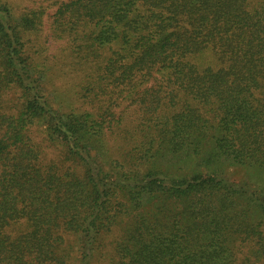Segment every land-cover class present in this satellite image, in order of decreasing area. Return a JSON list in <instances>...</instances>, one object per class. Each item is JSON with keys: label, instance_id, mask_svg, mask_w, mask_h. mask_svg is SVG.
I'll return each instance as SVG.
<instances>
[{"label": "trees", "instance_id": "trees-1", "mask_svg": "<svg viewBox=\"0 0 264 264\" xmlns=\"http://www.w3.org/2000/svg\"><path fill=\"white\" fill-rule=\"evenodd\" d=\"M30 4L0 0V264H264V0Z\"/></svg>", "mask_w": 264, "mask_h": 264}, {"label": "rangeland", "instance_id": "rangeland-1", "mask_svg": "<svg viewBox=\"0 0 264 264\" xmlns=\"http://www.w3.org/2000/svg\"><path fill=\"white\" fill-rule=\"evenodd\" d=\"M13 7L17 10H20L24 7H29L31 2H35L37 0H10ZM38 1H43V0H38ZM43 5L46 6L48 5L45 1L43 2ZM54 9V8H53ZM53 9L46 11L48 14H50ZM46 18V17H45ZM49 21V20H48ZM46 21L45 19V24L41 33V37L38 38L37 43L38 45L42 48V51L37 49L40 52V58L48 61L49 67H50V73L51 75L48 74V79H47V84L46 86L48 89L52 90L55 92L57 96H59V93H65V98L68 96H71L74 98V103L75 106L81 104V101L77 100L78 98L73 96V92L75 93L77 90L75 89V79L71 81L69 80L70 77H65L63 74V65H64V58H65V49L66 45L65 42L66 40H58L55 39L50 30V22ZM57 62V63H56ZM74 85V86H73ZM60 97V96H59ZM61 98V97H60ZM119 106L115 108V113L120 114L122 116V124H121V129L126 127L127 129H132V126H135L138 122L140 116L139 114L135 111L134 107H129L127 108L128 102L127 101H122L119 100ZM58 105H61V103L57 102ZM57 106V105H54ZM33 138L40 142L42 140V131L37 129L36 127L31 130ZM122 136L123 133L121 131H114L112 134V129L107 130L105 134V144L106 146L110 149L111 156L119 157L123 152L128 150L127 146L125 145V142L122 141ZM44 146V145H43ZM47 152V159L52 158L56 159L57 158V151L53 148H48L46 150ZM112 158L110 159L111 163V168L114 169L115 164L112 163ZM98 161V160H97ZM109 161V160H108ZM105 167H108V164L105 165ZM92 168L95 169V166L92 165ZM231 179L238 183L239 179L246 178L250 173L246 174V171L241 170V169H229L227 172ZM113 237H107L105 240L106 242H109L112 240Z\"/></svg>", "mask_w": 264, "mask_h": 264}]
</instances>
